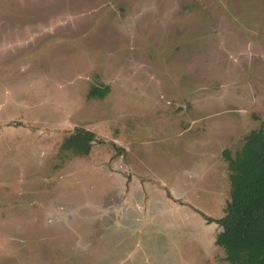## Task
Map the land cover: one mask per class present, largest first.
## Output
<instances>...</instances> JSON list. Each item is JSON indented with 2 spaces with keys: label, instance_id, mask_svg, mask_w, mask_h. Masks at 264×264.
<instances>
[{
  "label": "rangeland",
  "instance_id": "374dc122",
  "mask_svg": "<svg viewBox=\"0 0 264 264\" xmlns=\"http://www.w3.org/2000/svg\"><path fill=\"white\" fill-rule=\"evenodd\" d=\"M260 126L264 0H0V264H227Z\"/></svg>",
  "mask_w": 264,
  "mask_h": 264
},
{
  "label": "trees",
  "instance_id": "16d2710c",
  "mask_svg": "<svg viewBox=\"0 0 264 264\" xmlns=\"http://www.w3.org/2000/svg\"><path fill=\"white\" fill-rule=\"evenodd\" d=\"M109 89L94 86L90 94L103 98ZM95 140L93 132L75 128L63 147L87 155ZM223 155L228 162L229 195L223 214L206 218L221 228L214 243L223 249L227 264H264V126L244 135L234 156L228 150Z\"/></svg>",
  "mask_w": 264,
  "mask_h": 264
}]
</instances>
